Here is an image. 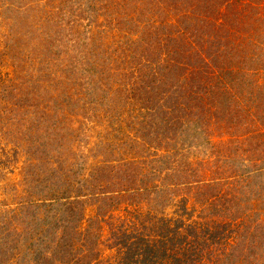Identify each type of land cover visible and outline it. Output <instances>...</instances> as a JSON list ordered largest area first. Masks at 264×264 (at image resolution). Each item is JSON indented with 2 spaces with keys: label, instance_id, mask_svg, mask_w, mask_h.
Returning a JSON list of instances; mask_svg holds the SVG:
<instances>
[{
  "label": "rangeland",
  "instance_id": "1",
  "mask_svg": "<svg viewBox=\"0 0 264 264\" xmlns=\"http://www.w3.org/2000/svg\"><path fill=\"white\" fill-rule=\"evenodd\" d=\"M166 218L264 264V0H0V264H187Z\"/></svg>",
  "mask_w": 264,
  "mask_h": 264
},
{
  "label": "trees",
  "instance_id": "2",
  "mask_svg": "<svg viewBox=\"0 0 264 264\" xmlns=\"http://www.w3.org/2000/svg\"><path fill=\"white\" fill-rule=\"evenodd\" d=\"M75 204V203H74ZM64 209V208H63ZM65 210V209H64ZM77 207L70 206L65 212L61 214L62 217H60L57 221L60 222V226H55L53 230H51L50 233H53L52 235L55 236L56 234L60 235L56 238H58V241H53L56 244V248H54L51 251H54L56 254L60 251L61 254H70L72 257L75 256V253L73 250L66 253V248L71 247L73 248L75 243L77 242L76 239V231L78 232V228L80 227L79 224H77L78 218H76L77 215ZM68 214L67 216H64ZM79 221V220H78ZM171 218H166L162 224L158 223L157 229L165 228V232H161L157 230L162 237H160V241H163L161 243L165 244L164 238H168L166 235L168 231L172 232L171 237L169 238L171 242L173 243V249L175 248L178 252L183 251L184 252V260H187L189 254L192 255L187 261V264H202V260L204 258V235H203V229L200 228V226H192L189 227L188 234H184V231L186 230L187 226L185 223H181L180 221H176L175 226L173 228V231L171 230ZM264 229V228H263ZM209 232V230H208ZM254 233H251L250 236L247 238L252 240L250 243V246L248 249H252L255 246V240L262 239V242L264 241V236L262 234L256 233V236H252ZM259 235L260 237H257ZM177 239V240H176ZM175 241L177 243H175ZM120 246V249H124L125 247H128L130 250V253L136 252V250L139 252L140 248L138 246H135V251L133 250V245H128L126 243H118ZM125 245V246H124ZM162 246V245H161ZM158 244L156 245H150L148 249V256L144 259V262L146 264H163L164 259L166 258V252L167 248L165 249L164 246L160 248V254L158 249ZM166 247V245H165ZM55 254V255H56ZM209 259V258H208ZM179 264L182 263V258L178 260ZM205 263V262H204ZM217 264V263H216Z\"/></svg>",
  "mask_w": 264,
  "mask_h": 264
}]
</instances>
